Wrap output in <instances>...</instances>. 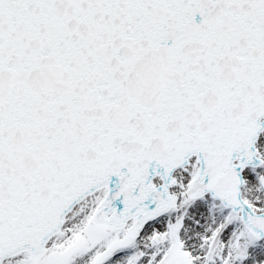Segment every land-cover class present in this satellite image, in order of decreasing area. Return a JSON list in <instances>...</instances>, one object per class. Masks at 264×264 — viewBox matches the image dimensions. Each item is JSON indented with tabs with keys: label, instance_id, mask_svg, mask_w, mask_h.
Returning <instances> with one entry per match:
<instances>
[{
	"label": "snow or ice",
	"instance_id": "1",
	"mask_svg": "<svg viewBox=\"0 0 264 264\" xmlns=\"http://www.w3.org/2000/svg\"><path fill=\"white\" fill-rule=\"evenodd\" d=\"M0 264H264V0H0Z\"/></svg>",
	"mask_w": 264,
	"mask_h": 264
}]
</instances>
